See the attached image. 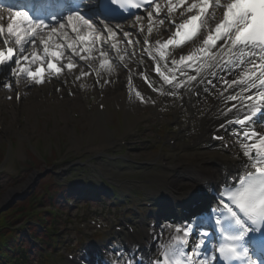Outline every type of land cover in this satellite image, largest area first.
Masks as SVG:
<instances>
[{
    "label": "snow or ice",
    "instance_id": "snow-or-ice-1",
    "mask_svg": "<svg viewBox=\"0 0 264 264\" xmlns=\"http://www.w3.org/2000/svg\"><path fill=\"white\" fill-rule=\"evenodd\" d=\"M179 9H183L180 15L184 19L177 23L172 16ZM220 9L223 11L217 19ZM4 11L8 23L6 27L0 24V39L5 45L0 49V71L37 84L65 70L71 72L77 66L75 56L99 59L100 69L110 70L111 57L98 40L106 34L111 49L119 56L114 39L117 33L111 22L118 21L115 28L127 38L132 33L123 32L119 23L127 19L139 23L147 18L149 35L154 25H163L165 20L174 28L168 39L155 42L154 51L148 39L144 41L145 50L156 63L155 73L166 85L186 86L205 69L209 74L217 68L227 69V74L239 69L236 79L222 78V82L229 87L244 85L240 93H252L229 97L241 101L247 109L242 118L229 121L243 129L236 134L242 138L243 155L249 161L243 165L247 171L238 172L222 186L217 207L193 222L195 237L192 226L177 228L179 235L160 240L159 255L151 264H264V132L254 127L255 117L264 118V0H166L163 4L160 0H95L86 7H82V0H32L19 8L6 6ZM161 12L165 13L163 18ZM139 30L144 31L142 24ZM194 41L196 46L190 52L173 57L169 64L168 57L174 50ZM127 43L131 45L132 41ZM38 44L43 55L38 52ZM65 49L71 55L65 57ZM64 59L68 63L61 65ZM5 65L10 67L5 69ZM88 74L82 72L81 76ZM143 79L154 91H162L146 74ZM4 86L12 87L11 83ZM136 96L144 102L139 91Z\"/></svg>",
    "mask_w": 264,
    "mask_h": 264
},
{
    "label": "bare ground",
    "instance_id": "bare-ground-1",
    "mask_svg": "<svg viewBox=\"0 0 264 264\" xmlns=\"http://www.w3.org/2000/svg\"><path fill=\"white\" fill-rule=\"evenodd\" d=\"M191 2L192 0H188V3ZM181 11H183V9L177 10L172 16V19H174L177 23H179L184 19V17L180 15ZM222 11H223L222 9L217 11L216 13L217 19L220 18ZM164 15H165L164 12L160 13L161 18H163ZM4 22L6 27V23H8V19L4 20ZM141 24L144 27L143 32H140L137 29V27H135V24L132 20L130 22L121 24V28L123 29V32L132 33V35L127 38L123 35L121 31L116 32L115 26H113V30L117 33L114 39L118 42V47L120 48L119 56L111 49L110 43L106 38V34L101 35L99 37L98 43L102 45L106 51L109 52V56L111 57L112 60V68L110 70L106 69V73L102 71L103 73H105L103 75L104 82L106 78L108 79V83L105 85L104 88L107 95L106 99L110 103L121 105L123 103L131 104L132 102L136 106L137 105L142 106L144 103L147 102V100L153 101L154 95L165 92V89L162 86V84L159 82V80L152 75L151 71L147 67L148 65L145 66L144 69H142L139 65H136V62L138 60L139 63L144 62V58H146L147 60H152V62L154 61L152 58H150L148 52L145 50L144 45L143 48L136 47L135 50L128 49L126 47V44L129 46V44L127 43L128 40L138 41V38L143 36L144 34L149 35L148 34L149 21L147 19H143L141 22H139V25ZM132 29L133 32H131ZM173 31L174 28L168 23L167 20H165V23L163 25H156L151 35L149 36L153 41L165 40L168 39V37L171 35ZM1 41L2 39H0V49H1V44H3V42ZM196 43L195 45H193V47L196 46ZM193 47L190 48L185 47L183 48V50H174L172 52V56L175 58H179L180 55H186L188 52H190ZM37 48L39 50V44L37 45ZM68 53L71 54L70 50L65 49L64 51L65 57L69 56ZM40 55H43V53H41ZM93 56L94 57L98 56V53H93ZM120 56H123L122 60L126 59L130 63L129 67H131V71L127 72L124 69L116 68L115 62L116 61L119 62L121 60ZM97 61L100 63L99 59H97ZM44 66L47 67V64L45 63ZM209 71L210 70L207 69L201 71L199 76H197L198 80L197 82H195L194 85L188 83L186 86H184V89H176L173 90V92H171V94L172 93L175 94L173 99H176L178 101L176 108L192 110V112H195V120L197 124H199L201 127V131L198 134L199 138L196 140L195 146L202 145V147H206L205 144V139L207 137L206 129L211 127L212 130H216L217 127L219 126V119L213 117L214 110L218 109L222 103L226 101H232L229 99V97L233 94L246 95V93H240V90L244 87V85L241 84L239 86L234 85L232 87H227L224 89L221 86L223 84L222 78L230 81L236 79L239 75V71H240L239 69H233L231 71V74H227V69L225 68H217L211 70L213 71L214 74H209ZM64 73H65V77L71 75V72L67 70H65ZM144 73L147 74V77H149V80L152 82V84L156 88L162 89V91H154L153 88L149 87L147 83L143 82L141 79V75ZM189 75L196 76L197 74L195 72H190ZM11 76L16 77L14 75ZM58 78H59L58 76H49L46 78L45 85L48 86V89H44L45 87L42 88L39 84L34 83L33 81L32 83L29 84L27 83V81L21 79V83L16 84L13 80H10L9 83H11L12 87L11 88L7 87L5 90L1 92L2 95L0 96L4 97L3 99L5 101V104L8 105V107H13L14 106L13 91L16 90L17 87L20 86L27 87L28 84L33 85L34 88L26 89L24 93L26 95L25 97L27 100L34 99L40 97L42 92L44 93L47 90H49L51 88L50 86L55 84L56 86H58L57 84ZM209 81H211V83H209ZM192 87H195V90L197 88H200L202 90L203 95L200 101H196L191 98L188 89ZM137 91H139L143 96L144 102H142L136 96ZM203 100L206 101V103L204 104L205 110L204 113H200L201 109L197 111L196 107L200 102L202 103ZM233 102L234 105L239 104V107L236 109L233 115L238 114L244 109H246L242 106L241 101H233ZM108 108L106 111L103 112L99 111L97 116V119L99 121L103 123L105 122L106 120L105 118L109 112ZM203 128L204 130L202 131ZM189 130H191V127H189ZM112 143H114L112 142V140L108 141L105 146L104 145L102 146L103 150L109 148L112 145ZM179 155L182 156L183 160L180 163L176 164L177 166L175 167L178 176L176 180L173 178L169 179L167 182L169 183V185L172 186L166 187L167 197H172L171 201L174 202L175 205H180L179 203L184 204L187 196L193 195L192 193H204L207 191H216V190L220 191L222 186H224L228 182L229 176L235 177L238 172L242 173L243 170V167H241L242 164H238V160L235 162L236 159L231 155L230 151L225 152L221 150V152H216V153L195 151V153H192L190 155H186L183 153ZM194 166L195 168H192ZM238 167H240V170H237ZM33 180L34 177L30 178L27 181V183L22 187L21 190L24 191L27 190L28 187L32 185ZM9 199H11V197H8L7 200H5V202H7ZM218 200H216V206L218 204ZM158 239L159 241L160 240L166 241V233L160 235Z\"/></svg>",
    "mask_w": 264,
    "mask_h": 264
},
{
    "label": "rangeland",
    "instance_id": "rangeland-1",
    "mask_svg": "<svg viewBox=\"0 0 264 264\" xmlns=\"http://www.w3.org/2000/svg\"><path fill=\"white\" fill-rule=\"evenodd\" d=\"M89 81L93 85V81L91 79ZM4 85L5 79L2 88H4ZM59 85L62 84L59 83ZM60 86L52 85L49 90L42 92L40 97L24 100L22 104L19 103L21 107L18 109H16L17 91L13 92V107H8L5 101L3 105L0 98V121L6 130L4 132L0 131V146L8 145V161H6L4 167H11L16 161L25 162L30 159L28 147L36 153L35 149L38 144L41 148H44L45 152H51L52 149L58 152V162L53 170L61 177L60 181L67 177L70 178L73 184L75 181L81 180L83 181V188L96 187L97 191H101L107 184L103 183L100 176L92 168L87 167L86 164H101L100 159L104 158V153L92 152V148L102 144L104 133H111L109 127L116 128L119 134H122L124 130L122 123L120 124L117 121L122 109L118 108L120 111L115 108L111 109L109 120L105 123L106 125L102 126V131L100 132L99 125L94 130V128H91V121L98 111V106L95 104L97 93H90L88 96L93 104L91 109L87 110L82 102L79 89L72 94L67 90L68 86ZM86 88L88 89V86ZM44 89H48V86ZM147 111V109H144L138 114ZM123 113L126 116V111H123ZM182 121L187 124L188 116L184 114ZM19 125L21 126L20 130H18ZM90 130L92 131L90 132ZM31 131L37 136L34 141L29 137ZM83 131L88 132V135L84 137L85 139L82 137ZM11 141L13 142L11 143ZM110 151L113 152V150ZM125 155L126 157H132L130 165L123 166L120 163L114 164L108 161L103 165L107 169L115 168L120 175L116 179L125 181L126 185L119 190L122 196L128 197L132 190H141V192L147 193L149 188L142 187L138 189L133 183L135 181L144 183V181L151 180L152 175L162 172L159 165L152 168L147 166L150 163L147 160H154V154L151 153L149 148L143 150L132 147L127 150ZM149 174L152 175L149 176ZM32 176V174L27 173L26 178L17 184L4 183L3 189L0 191V207L14 204V202L27 196L30 189L27 191L21 189ZM109 177L112 176L109 175ZM107 189V194L113 193V190ZM110 196L112 195L108 194L109 199H111ZM8 197H11V199L5 202ZM110 205H113V203L108 204L107 201H104L101 205L91 204L90 206L92 210L100 211L109 208ZM81 206H84V204Z\"/></svg>",
    "mask_w": 264,
    "mask_h": 264
},
{
    "label": "trees",
    "instance_id": "trees-1",
    "mask_svg": "<svg viewBox=\"0 0 264 264\" xmlns=\"http://www.w3.org/2000/svg\"><path fill=\"white\" fill-rule=\"evenodd\" d=\"M22 205L27 206L28 201L24 200L22 202ZM44 220L45 219L40 218L37 221L45 224ZM1 225L2 222L0 221V226ZM31 233L35 237V236H39V234H41L42 231L40 230L39 226L33 224L31 227ZM14 234L15 233L12 232L9 233L8 231L4 233L0 232V264H4L3 261L12 255V253H10V251L8 250L9 246L14 247L15 251L23 244H26L29 249L32 248L31 242L25 236L26 235L25 231H22V233H17V235Z\"/></svg>",
    "mask_w": 264,
    "mask_h": 264
}]
</instances>
